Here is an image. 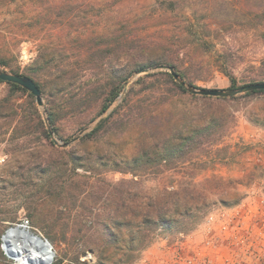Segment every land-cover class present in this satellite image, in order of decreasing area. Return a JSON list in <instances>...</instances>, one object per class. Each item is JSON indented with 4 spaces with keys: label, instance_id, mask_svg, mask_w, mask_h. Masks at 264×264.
<instances>
[{
    "label": "rangeland",
    "instance_id": "obj_1",
    "mask_svg": "<svg viewBox=\"0 0 264 264\" xmlns=\"http://www.w3.org/2000/svg\"><path fill=\"white\" fill-rule=\"evenodd\" d=\"M0 57L1 70L39 82L44 101L0 81V264H18L2 247L18 224L51 242V264H264V94L205 100L154 66L131 74L99 115L113 73L148 58L169 57L200 88L230 89L222 67L239 86L264 71V0H0ZM48 109L57 117L50 139L33 115L48 123ZM201 115L206 131L193 150L143 164V146ZM214 176L230 180L241 200L224 204L205 183L212 198L201 217L156 227L145 248L131 212L130 226L104 234L110 192L128 191L132 201ZM112 241L118 248L101 256L99 244Z\"/></svg>",
    "mask_w": 264,
    "mask_h": 264
},
{
    "label": "trees",
    "instance_id": "obj_2",
    "mask_svg": "<svg viewBox=\"0 0 264 264\" xmlns=\"http://www.w3.org/2000/svg\"><path fill=\"white\" fill-rule=\"evenodd\" d=\"M43 53L39 54L35 60V62H39ZM154 58V57H152ZM262 65H264V58L261 61ZM6 61L5 59L0 57V69L2 66H5ZM161 65H168L176 72L179 73L180 76L183 77L182 72L179 70L178 65L175 61L170 59L169 57H162L159 59H151L148 58L146 61H138L135 62L131 66V71L127 72L125 70L124 73H113V85L110 87L109 91L106 92V95L103 97L101 102V109L99 115L103 114L111 104L117 99V97L122 92L124 88V84L127 83L131 74L146 70L148 68H152L154 66H161ZM226 75L231 80L230 89H237L243 85L257 83V82H264V71H260L255 75L249 77L248 79H244V84L239 86L238 78L230 73L226 67H222ZM6 71V70H4ZM8 72L14 74H21L25 76H29L26 74H22L17 70H9ZM171 74V73H167ZM171 77H174L172 74ZM34 79L32 76H29ZM35 80V79H34ZM2 81V80H0ZM36 81V80H35ZM4 82V81H2ZM11 88L22 89L24 91H28L24 87L13 83V82H6ZM37 85L40 87L41 92H43V88L39 82ZM61 84V82H60ZM193 85V84H192ZM196 86V85H194ZM182 89H185V86L180 84ZM197 87V86H196ZM200 88V87H197ZM244 94H264V89L262 90H253L248 91ZM205 100H224V99H232L236 98L233 97H214V96H201ZM36 116L39 124L41 125V130L45 138L50 139L51 133L48 130V124L53 127L54 132H57V117L55 115L54 110L48 109L46 118L48 119V123L46 120L40 115V113L35 112L33 114ZM204 116L201 115L196 123H189L188 125H179L176 129H173L171 132L166 133L162 139L159 141L154 142V144H149L143 146L140 150V154L142 158L145 160V165H161L167 162H170L174 159L181 158V155L187 153L190 150H193L194 144L199 140L206 131V128L203 127V120ZM250 119L255 122L259 123L258 119H254L250 116ZM210 123L215 122L212 118L208 121ZM103 125L101 123L88 135H92L93 132H97L100 127ZM68 140V139H67ZM66 140V141H67ZM47 159V158H46ZM39 160L41 162H46L45 157L40 156ZM230 180H227L223 177L214 176L211 178H207L204 180L203 183L196 182L195 180L186 181L182 184L180 189H175V187L171 189H164L157 193H153L151 195L142 194L140 198H137L131 201V197H128V191H123L120 195H115V192H110L109 199L107 200V208L108 211L105 215L104 219V234L109 236L110 238L113 237L114 233L113 230L116 226H121L122 224H126L130 226V216L127 215L128 213H132L133 217L138 218L136 220L137 224L131 227L137 228V241H139V249L145 248L146 244L150 242L149 233L151 230H154L156 227L162 228H169L173 229L174 226L184 225L185 223L188 224L190 221L198 220L206 207L208 201L210 200L211 195L208 191L202 187L203 184L208 183L212 185V187L216 191H212L211 194L216 197V199L224 204H228L232 201V203H238L241 200L240 193L238 191L230 190L228 188V183ZM174 186V185H173ZM136 200V201H135ZM136 202V212L133 213L132 210V203ZM121 214V218L116 217L113 214ZM136 240V239H135ZM115 241V240H114ZM112 241V243H105L102 242L99 244L97 250L100 252L101 256L105 258L111 255L110 253V246H115L118 248L120 245ZM147 242V243H146ZM133 244V243H132ZM89 246V245H88ZM134 246V245H132ZM90 247V246H89ZM93 248V247H90ZM132 247L131 249H133ZM89 249V248H88Z\"/></svg>",
    "mask_w": 264,
    "mask_h": 264
},
{
    "label": "water",
    "instance_id": "obj_3",
    "mask_svg": "<svg viewBox=\"0 0 264 264\" xmlns=\"http://www.w3.org/2000/svg\"><path fill=\"white\" fill-rule=\"evenodd\" d=\"M159 68H168L171 74L174 76V78L178 80L181 83V85L186 86L187 89L193 93H197L205 96L230 97L241 93H246L248 91L264 89V82H257V83L243 85L238 89L196 88L193 86H188L186 82L181 79L179 73L176 72L172 67L163 65V66H159ZM0 80L4 82H13L24 87L25 89L30 91L33 95H35L38 105L43 106L44 101H43L41 89L37 85L36 81L31 77L21 74L10 73L8 71H4L0 69ZM100 121H102V119H100ZM49 130L50 133H53V130L50 127ZM77 138L78 137L73 138L67 144L74 142ZM13 229H18L21 232L20 234L24 233L22 234V236H25L28 240L30 239V240L38 241L40 243L39 247L46 249V251L49 252L48 257L46 259V263L47 264L52 263L55 256V252L53 250V246L51 242L47 238L32 232L26 224H18L16 226L10 227L9 229L6 230V232L2 236V240H3L2 247L8 255L9 253L8 250L6 249L5 242H6V237Z\"/></svg>",
    "mask_w": 264,
    "mask_h": 264
},
{
    "label": "bare ground",
    "instance_id": "obj_4",
    "mask_svg": "<svg viewBox=\"0 0 264 264\" xmlns=\"http://www.w3.org/2000/svg\"><path fill=\"white\" fill-rule=\"evenodd\" d=\"M18 229L10 231L6 237L5 246L11 258L18 264H47L46 259L49 252L39 247L40 243L28 240L20 234Z\"/></svg>",
    "mask_w": 264,
    "mask_h": 264
},
{
    "label": "built area",
    "instance_id": "obj_5",
    "mask_svg": "<svg viewBox=\"0 0 264 264\" xmlns=\"http://www.w3.org/2000/svg\"><path fill=\"white\" fill-rule=\"evenodd\" d=\"M4 161L3 156L0 155V163ZM179 264H200V262L195 257H188Z\"/></svg>",
    "mask_w": 264,
    "mask_h": 264
}]
</instances>
